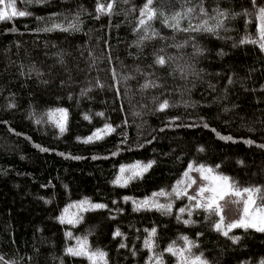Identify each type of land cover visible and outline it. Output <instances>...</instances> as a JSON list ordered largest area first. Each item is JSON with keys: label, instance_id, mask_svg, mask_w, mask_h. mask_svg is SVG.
Returning <instances> with one entry per match:
<instances>
[{"label": "trees", "instance_id": "trees-1", "mask_svg": "<svg viewBox=\"0 0 264 264\" xmlns=\"http://www.w3.org/2000/svg\"><path fill=\"white\" fill-rule=\"evenodd\" d=\"M120 1L15 0L26 15L0 21V264H90L66 252L85 239L106 264H157L161 253L177 264L165 249L187 248L185 236L208 264H261L264 232L224 236L220 214L197 208L186 185V196L154 198L170 213L133 201L171 193L193 164L260 188L262 203L264 50L241 41H259L264 0H152L150 20L148 0H133L129 17ZM205 22L213 31L194 30ZM58 108L63 133L48 117ZM106 125L113 131L85 143ZM137 162L153 163L114 183Z\"/></svg>", "mask_w": 264, "mask_h": 264}, {"label": "snow or ice", "instance_id": "snow-or-ice-1", "mask_svg": "<svg viewBox=\"0 0 264 264\" xmlns=\"http://www.w3.org/2000/svg\"><path fill=\"white\" fill-rule=\"evenodd\" d=\"M253 4H255V0H252ZM152 0H148L147 4L145 5V8L141 11V15L145 16L147 15L148 20L153 18L154 13L150 10L149 6L151 5ZM0 5H4V8H0V21H3L5 19H11L15 16H25L26 13L24 11H17L15 8V0H10L9 3L5 4V0H0ZM113 5L109 3L107 5V8L104 7V5H100L97 8V12H111ZM11 9L9 12L8 10ZM191 11V9H190ZM203 11V10H202ZM259 19H260V27H259V41L257 40H245L241 41V43H259L260 48L264 50V7H260L259 10ZM219 15H224V13H218ZM146 23L145 19L140 20V24L144 25ZM55 27H60L59 25H56ZM205 30V31H213L212 28H210L207 23L205 22L203 25L199 26L198 28L194 30ZM64 31H67V29H62ZM157 63L163 65L165 63L164 59L161 57L157 60ZM147 87V85H145ZM167 102L165 101L163 104L160 105L161 110L165 109L167 107ZM49 120L54 122L57 127H59L61 133H63L66 130V123H67V117L68 113L66 109L58 108L55 110H52L48 113ZM85 119H88L87 116H85ZM39 123V121H37ZM104 131L106 133H110L113 131V129L110 126H105L104 130H98L97 133H94L93 136L88 137L85 143L91 142L93 139H101L102 136L100 133ZM230 139V138H229ZM250 143V142H249ZM202 150V149H201ZM153 162H149L148 164H141L140 162H137L136 164L129 165V166H122L120 169V175L116 178L114 183L119 184L121 186L127 185L128 181L131 179L142 176L144 172L148 171V169L152 166ZM218 167V166H217ZM196 171L200 173V178L204 181H207V184L204 186L199 187L197 191L196 196H189L188 198L190 200H195L197 197H200L201 200L197 202L196 207L197 208H204L206 211L210 212L211 214H217L219 215L222 211L220 201H223L225 197L232 196L235 197L236 200L234 202L236 203H242V214L238 221L232 222L227 225L226 230L222 227L223 222V216H221V222L216 223L215 228L217 231H222V234L224 236H228L229 232L233 228H254L258 232H264V197H260L262 203L257 204L256 194L260 193V188H252V187H246V188H239L235 182L231 181V178L222 174H214V169L207 168L204 165H199L198 167H195L193 164H190L188 166V170L184 173V180L178 181L177 186L172 189L171 193H166L165 191L161 190L157 193H153V198H146L143 201H140L139 203L133 201L134 204H136V209L139 210L140 208H153L155 207L158 210L164 211L165 213H170L172 205L169 204H160L158 203L154 198L155 197H162V196H171L175 195L177 198L181 196H186L187 192L182 189L181 185H186V187H191L192 184L196 183V180L193 179L190 176V173ZM130 173V175L125 178L124 173ZM207 193V195H205ZM127 199V198H126ZM89 202L87 200L81 202L80 205H76V207H82L83 205H87ZM91 208H102L105 207V205L101 204H93L89 205ZM185 208H180L179 211L181 213L185 212ZM68 210L65 209V212ZM189 215H191V212L189 211ZM61 222L64 223L65 219L64 217H61ZM75 221L73 219H68L67 223H74ZM190 221H185V223H189ZM70 235V234H69ZM115 235L119 236L121 233L117 231ZM156 235V229L153 228L151 232L149 233L148 239L145 240L144 245L146 248L151 250L153 248V237ZM185 243L188 245L187 248L178 249L174 246V244H170L167 249H165L166 252L170 253L172 256L177 257V264H208L207 260L202 258L201 255H195L193 256L191 253L192 247L195 245L192 241L188 239V237L182 238ZM232 241L235 243L238 241L239 237H230ZM124 245H121L123 247ZM66 252L72 256H85L89 261L90 264H99V262H103V264H106V253L100 250L96 251H90L88 249L87 240L78 241V246L73 248L69 247L66 249ZM157 264H163V253H161L157 258ZM261 264H264V261H261Z\"/></svg>", "mask_w": 264, "mask_h": 264}, {"label": "rangeland", "instance_id": "rangeland-1", "mask_svg": "<svg viewBox=\"0 0 264 264\" xmlns=\"http://www.w3.org/2000/svg\"><path fill=\"white\" fill-rule=\"evenodd\" d=\"M0 8H4L3 5H0ZM118 11H119V14H121L122 16H125V17L131 16L135 12V5H134L133 0H121ZM258 21H259V27H260L261 22L259 18H258ZM245 167H248V166L245 165ZM190 176L196 180V183L191 185V187L188 190V194L190 196H196L199 187L207 184V181L202 180L200 178V173L196 171L191 172ZM205 195H207V193ZM197 200L200 201L201 198L197 197ZM235 200H236L235 197L228 196V197H225L223 201L219 202L222 208V211L220 212V216H223L222 227L225 230L228 224L238 221L241 217L243 205L242 203L234 202Z\"/></svg>", "mask_w": 264, "mask_h": 264}]
</instances>
